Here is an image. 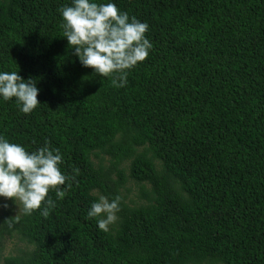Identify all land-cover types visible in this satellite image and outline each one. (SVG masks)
<instances>
[{"label": "trees", "instance_id": "obj_1", "mask_svg": "<svg viewBox=\"0 0 264 264\" xmlns=\"http://www.w3.org/2000/svg\"><path fill=\"white\" fill-rule=\"evenodd\" d=\"M113 2L152 44L123 87L62 37L70 0H0V71L40 89L0 100V134L47 140L72 185L47 217L0 197V264H264V0ZM99 195L121 197L106 232Z\"/></svg>", "mask_w": 264, "mask_h": 264}, {"label": "clouds", "instance_id": "obj_2", "mask_svg": "<svg viewBox=\"0 0 264 264\" xmlns=\"http://www.w3.org/2000/svg\"><path fill=\"white\" fill-rule=\"evenodd\" d=\"M59 12L62 37L73 46L81 65L91 67L100 77H109L115 87L124 86L127 70L143 61L152 48L145 35L148 24L121 11L113 0H70ZM39 91L31 77L22 78L17 71H0V100L15 98L21 112L30 113L40 103ZM61 164L60 150L49 148L47 140L29 151L0 134V197L12 198L24 214L39 209L40 215L47 217L72 186ZM50 190H54L56 200L48 195ZM120 200L119 195L112 199L99 195L86 215L95 218L97 227L106 232L118 218Z\"/></svg>", "mask_w": 264, "mask_h": 264}, {"label": "rangeland", "instance_id": "obj_3", "mask_svg": "<svg viewBox=\"0 0 264 264\" xmlns=\"http://www.w3.org/2000/svg\"><path fill=\"white\" fill-rule=\"evenodd\" d=\"M16 242L17 241H14V240H7V242L5 243V245H6L5 253H7L8 251L14 249Z\"/></svg>", "mask_w": 264, "mask_h": 264}]
</instances>
